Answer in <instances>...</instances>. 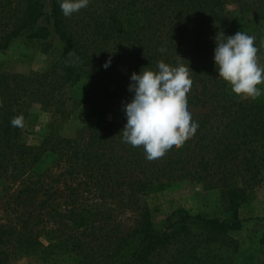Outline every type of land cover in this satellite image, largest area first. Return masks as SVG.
I'll return each mask as SVG.
<instances>
[{"label":"trees","instance_id":"obj_1","mask_svg":"<svg viewBox=\"0 0 264 264\" xmlns=\"http://www.w3.org/2000/svg\"><path fill=\"white\" fill-rule=\"evenodd\" d=\"M61 2L0 0V53L20 36L53 32L62 45L45 71L0 72V264L19 256L28 264H235L239 206L264 181V99L241 98L218 77L215 37L235 35L239 13L264 21V0H89L70 17ZM247 35L264 54V34ZM159 61L189 66L187 107L198 128L149 161L121 132L132 73L158 72ZM84 77L97 124L74 137L51 129L38 145L11 126L34 105L67 118L75 99L65 88ZM46 153L53 160L38 169ZM184 179L226 189L229 213L182 208L158 225L148 194Z\"/></svg>","mask_w":264,"mask_h":264},{"label":"rangeland","instance_id":"obj_2","mask_svg":"<svg viewBox=\"0 0 264 264\" xmlns=\"http://www.w3.org/2000/svg\"><path fill=\"white\" fill-rule=\"evenodd\" d=\"M239 31L244 33L259 32L264 34V21L256 20L250 13H239ZM62 45L58 36L51 33L46 38L20 36L7 49L0 53V72H42L47 70L59 57ZM260 67L264 68V54L257 55ZM90 85L88 77L78 82L67 84L66 93L75 99V105L67 118L41 108L32 106L24 116L23 136L26 142L38 145L51 129L61 136L74 137L88 125L97 124V117L91 115L85 102ZM264 99V83L257 85ZM53 160L51 153L42 156L38 169L48 166ZM148 200L158 208L155 222L162 225L167 217H175L179 209L205 216L225 217L230 210L228 191L224 188H210L202 182L191 179L175 180L153 188ZM238 213L242 227L231 231L238 240L239 248L235 254V264H261L264 261V181L255 186L247 198L241 202ZM16 264H28V256H19Z\"/></svg>","mask_w":264,"mask_h":264},{"label":"clouds","instance_id":"obj_3","mask_svg":"<svg viewBox=\"0 0 264 264\" xmlns=\"http://www.w3.org/2000/svg\"><path fill=\"white\" fill-rule=\"evenodd\" d=\"M88 4L89 0H62L60 9L65 17H70ZM215 40L218 77L228 82L232 92L241 98L260 96L257 85L264 83V68L257 61L255 37L243 31L226 37L222 32ZM68 55L75 57L73 51ZM110 63L107 61L104 67ZM189 71V66L171 67L159 61L158 72L143 68L140 74L134 72L130 77L129 91L134 92V97L124 106L127 123L121 133L124 142L133 147L143 146L149 161L162 158L173 147L181 148L195 135L198 124L192 121L187 107V94L192 87ZM10 123L23 129V115Z\"/></svg>","mask_w":264,"mask_h":264}]
</instances>
